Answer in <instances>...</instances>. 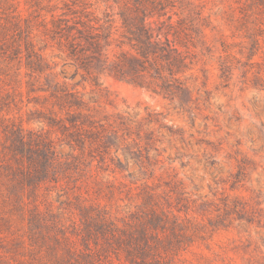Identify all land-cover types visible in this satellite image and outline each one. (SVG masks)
I'll use <instances>...</instances> for the list:
<instances>
[{
  "label": "rangeland",
  "instance_id": "obj_1",
  "mask_svg": "<svg viewBox=\"0 0 264 264\" xmlns=\"http://www.w3.org/2000/svg\"><path fill=\"white\" fill-rule=\"evenodd\" d=\"M85 7L110 55L176 33L187 91L95 86L46 32ZM0 264H264V0H0Z\"/></svg>",
  "mask_w": 264,
  "mask_h": 264
},
{
  "label": "trees",
  "instance_id": "obj_2",
  "mask_svg": "<svg viewBox=\"0 0 264 264\" xmlns=\"http://www.w3.org/2000/svg\"><path fill=\"white\" fill-rule=\"evenodd\" d=\"M141 12L143 18L135 25H130L121 15L125 31L123 38L131 50L113 55L109 52L113 23L108 26L106 22L101 23L88 7L81 10L69 8L60 17L52 19L46 32L95 86L100 77L107 74L147 87L172 100L180 98L181 93L187 91L180 80L190 70L188 48L177 41L176 33L171 40L169 31L149 26L148 16ZM121 44L123 46L125 42Z\"/></svg>",
  "mask_w": 264,
  "mask_h": 264
}]
</instances>
